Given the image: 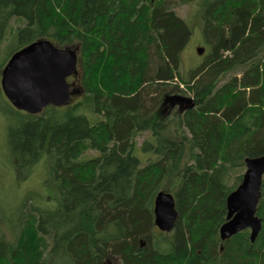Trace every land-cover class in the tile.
<instances>
[{
  "label": "trees",
  "instance_id": "trees-1",
  "mask_svg": "<svg viewBox=\"0 0 264 264\" xmlns=\"http://www.w3.org/2000/svg\"><path fill=\"white\" fill-rule=\"evenodd\" d=\"M13 1L0 0V79L16 52L48 40L77 52L79 99L30 115L15 110L0 86L17 172L22 178L42 164L49 190L35 201L28 195L14 219L0 217V264H107L108 255L120 264H264V176L254 242L249 230L219 237L246 159L264 156V0H87L64 36L38 20L25 27ZM190 4L209 50L196 68H178L176 82L161 80L167 59L152 16ZM99 22L120 42L110 63L95 38ZM104 64L116 90L137 78L135 105L92 88ZM171 97L193 106L161 115ZM138 148L154 158L142 165ZM162 191L173 195L177 219L156 234Z\"/></svg>",
  "mask_w": 264,
  "mask_h": 264
},
{
  "label": "rangeland",
  "instance_id": "rangeland-1",
  "mask_svg": "<svg viewBox=\"0 0 264 264\" xmlns=\"http://www.w3.org/2000/svg\"><path fill=\"white\" fill-rule=\"evenodd\" d=\"M29 1L14 0V15L25 20V27L33 25L35 20H38L43 28L58 25L61 29V36H64L74 28L77 11L80 6L87 2V0H33V10L32 12H27L26 8ZM196 14L197 11L194 4L178 5L174 13L163 16L158 13L153 14L152 29L159 39L167 59V69L159 75V79L174 80L176 82L178 68H196L202 63L203 56L209 50V47L204 43L200 22ZM187 26L190 28L191 36H189ZM188 37L190 38L188 39ZM95 38L98 42L104 44L106 56L109 52L105 58L110 63L113 59L112 50L115 52L120 44L116 33L112 28H105L99 22L95 29ZM199 49H203L202 55L198 54ZM105 64L95 69L96 78L92 82V88L113 94L117 98L126 100L130 105H135L136 96L141 88L137 78L132 76L123 79L119 84V89L116 90L113 88V81ZM75 80L76 77L74 76L68 78V83L72 85L70 87L72 99L68 106L79 99V93L74 88ZM2 102L0 106V217H11L14 219L20 202L27 198L28 195L33 196L32 198L35 201L38 195H47L49 190L45 185L47 174L42 164L32 169L31 173L22 172L24 177L20 178L19 171L17 172L16 169V158L11 156L6 145V122L3 117V111L7 108L4 97ZM192 105L193 100L191 98L171 97L165 101L160 113L161 115H166L174 106L179 111H182ZM142 140L143 137L139 138L138 144ZM134 154L139 158L142 165L148 159L154 158L153 154L143 152L139 148L135 150ZM48 206L52 208L54 204L52 203ZM155 232L157 234L159 230L156 229ZM107 264H120V262L118 259L108 255Z\"/></svg>",
  "mask_w": 264,
  "mask_h": 264
},
{
  "label": "water",
  "instance_id": "water-1",
  "mask_svg": "<svg viewBox=\"0 0 264 264\" xmlns=\"http://www.w3.org/2000/svg\"><path fill=\"white\" fill-rule=\"evenodd\" d=\"M198 54L202 55L203 49ZM77 62L76 51L58 48L48 40L36 41L9 59L1 72V90L15 110L30 115L39 114L48 106L63 107L71 102L67 79L76 75ZM245 166L240 185L226 200V222L219 229L222 241L249 230L254 242L261 229L256 209L264 176V156L246 159ZM154 214L157 229L169 233L177 219L172 194L165 191L157 194Z\"/></svg>",
  "mask_w": 264,
  "mask_h": 264
}]
</instances>
